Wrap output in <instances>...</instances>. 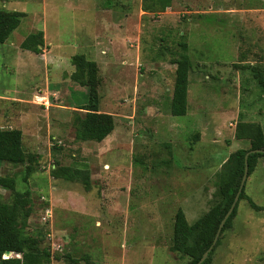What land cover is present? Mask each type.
Wrapping results in <instances>:
<instances>
[{
	"label": "rangeland",
	"instance_id": "374dc122",
	"mask_svg": "<svg viewBox=\"0 0 264 264\" xmlns=\"http://www.w3.org/2000/svg\"><path fill=\"white\" fill-rule=\"evenodd\" d=\"M0 9L25 13L0 43V127L20 129L35 155L26 180L25 164L0 161V175L15 177L31 203L26 231L50 247L48 264H74L64 255L188 264L169 249L175 211L191 223L216 202L223 163L249 147L234 137L241 115L264 132V0H172L157 14L141 0H0ZM35 30L41 54L20 47ZM182 41L187 112L172 115L171 61ZM76 53L96 62L98 108L114 119L100 142L74 136L89 98L70 77ZM53 162L87 169L89 183L53 176ZM245 193L264 207V156ZM13 195L0 187L1 199ZM212 252L211 264H264V210L239 200Z\"/></svg>",
	"mask_w": 264,
	"mask_h": 264
},
{
	"label": "trees",
	"instance_id": "16d2710c",
	"mask_svg": "<svg viewBox=\"0 0 264 264\" xmlns=\"http://www.w3.org/2000/svg\"><path fill=\"white\" fill-rule=\"evenodd\" d=\"M172 0H141V10L155 14L163 12L170 7ZM25 15L21 11H8L0 9V43H3L11 32L19 25L21 17ZM181 50L172 59L175 66L173 88L170 95L169 109L172 115H184L187 112V91L189 84V69L191 62L187 55V43L179 42ZM24 50L35 54H41L44 47L42 30L29 33L20 43ZM70 62L74 66L71 79L88 88V102L83 114H76L73 118L75 126L74 136L79 141H102L114 128V119L110 113L101 112L98 108L99 83L97 65L94 60L88 59L82 53L73 54ZM198 138L196 133L194 138ZM234 137L244 139L249 147L238 148L230 153L218 174L216 202L200 217L189 223L184 211L178 208L173 216L172 234L169 249L179 253L181 257H188V264H195L203 253L212 245L219 224L229 209L244 173V155L252 149H264V132L262 126L253 121L242 119V115L235 123ZM264 156V152H252L248 155V175L256 167L258 158ZM35 155L25 151L22 141V132L17 128L0 127V161L12 164H25V176L32 172V162ZM51 173L55 177L67 180H80L85 184L90 181L89 172L85 168L77 166H64L53 162L50 165ZM0 187L9 189L14 195L8 200L0 198V264H48L52 259L49 246L43 245V239L26 231L28 218L32 212L31 203L25 199L26 194L16 188V179L13 176L0 175ZM28 195V193H27ZM247 199L250 207L255 211H263L264 207L256 204L246 193L245 184L239 193L238 201ZM238 201L225 220L219 236L206 258L200 264H211L213 249L220 244V237L226 227H229L233 216L236 214ZM13 252L20 257L10 256L3 258L4 253ZM72 263L78 259L69 258ZM88 264H92L87 257L82 258Z\"/></svg>",
	"mask_w": 264,
	"mask_h": 264
},
{
	"label": "water",
	"instance_id": "95a60500",
	"mask_svg": "<svg viewBox=\"0 0 264 264\" xmlns=\"http://www.w3.org/2000/svg\"><path fill=\"white\" fill-rule=\"evenodd\" d=\"M252 152H264V149H252V150H249L245 153L244 155V162H245V165H244V173H243V176L241 178V181H240V184H239V187H238V191L237 193L235 194L234 196V199L229 207V209L227 210V212L225 213V215L223 216L220 224H219V227L217 229V232H216V235L214 237V240H213V243L212 245L203 253L202 257L195 263V264H200L207 256L208 252L212 249L214 243L216 242V239L217 237L219 236V233H220V230L225 222V220L228 218V216L230 215V213L232 212V210L234 209L237 201H238V198H239V193L240 191L242 190L244 184H245V180L248 176V165H247V158H248V155Z\"/></svg>",
	"mask_w": 264,
	"mask_h": 264
},
{
	"label": "built area",
	"instance_id": "2783aa9c",
	"mask_svg": "<svg viewBox=\"0 0 264 264\" xmlns=\"http://www.w3.org/2000/svg\"><path fill=\"white\" fill-rule=\"evenodd\" d=\"M11 253H13V252L4 253L3 258H7V257H10V256H14V257H17V258L20 257V254H18V253H14V255H11Z\"/></svg>",
	"mask_w": 264,
	"mask_h": 264
}]
</instances>
